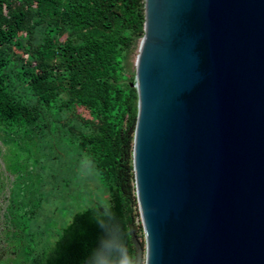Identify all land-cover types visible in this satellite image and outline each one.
I'll use <instances>...</instances> for the list:
<instances>
[{
  "label": "water",
  "instance_id": "obj_1",
  "mask_svg": "<svg viewBox=\"0 0 264 264\" xmlns=\"http://www.w3.org/2000/svg\"><path fill=\"white\" fill-rule=\"evenodd\" d=\"M143 29L135 264H264V0H144Z\"/></svg>",
  "mask_w": 264,
  "mask_h": 264
},
{
  "label": "trees",
  "instance_id": "obj_2",
  "mask_svg": "<svg viewBox=\"0 0 264 264\" xmlns=\"http://www.w3.org/2000/svg\"><path fill=\"white\" fill-rule=\"evenodd\" d=\"M143 24L144 0H0V159L9 173L0 170V193L7 235L17 203L25 204L17 198L27 194L30 163L53 175L89 162L108 196L75 212L48 249L32 255L29 248L8 264H135L132 238L143 233L131 163L137 92L130 59ZM34 146L41 158L32 154ZM61 148L72 152L68 159ZM24 151L31 152L21 156Z\"/></svg>",
  "mask_w": 264,
  "mask_h": 264
},
{
  "label": "rangeland",
  "instance_id": "obj_3",
  "mask_svg": "<svg viewBox=\"0 0 264 264\" xmlns=\"http://www.w3.org/2000/svg\"><path fill=\"white\" fill-rule=\"evenodd\" d=\"M136 54L130 59L132 71ZM32 150L35 157H42L40 147L34 146ZM29 152L24 151L21 156ZM60 154L68 159L72 152L67 153L65 148H61ZM30 167L33 169L32 177L28 178L31 185H28L25 196L19 195L17 198L24 200L25 204L17 203L16 219L12 221L9 236L8 228L3 227L4 217L1 215L6 201L3 193H0V264L18 262L29 248L33 249L32 255L48 249L75 212L108 198L106 189L89 162L81 160L74 167L59 170L53 175L39 174L37 166L32 163ZM0 170L4 176L9 174L3 165H0ZM137 239L144 241L143 236ZM11 251L15 253L12 255Z\"/></svg>",
  "mask_w": 264,
  "mask_h": 264
}]
</instances>
